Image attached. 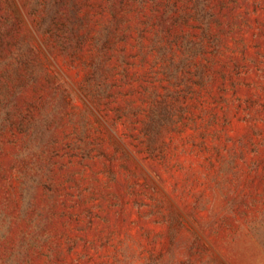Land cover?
<instances>
[{
    "label": "rangeland",
    "instance_id": "rangeland-1",
    "mask_svg": "<svg viewBox=\"0 0 264 264\" xmlns=\"http://www.w3.org/2000/svg\"><path fill=\"white\" fill-rule=\"evenodd\" d=\"M0 264H264V0H0Z\"/></svg>",
    "mask_w": 264,
    "mask_h": 264
}]
</instances>
